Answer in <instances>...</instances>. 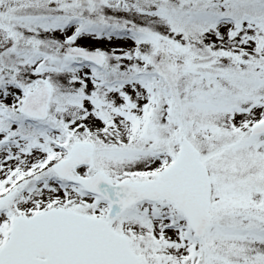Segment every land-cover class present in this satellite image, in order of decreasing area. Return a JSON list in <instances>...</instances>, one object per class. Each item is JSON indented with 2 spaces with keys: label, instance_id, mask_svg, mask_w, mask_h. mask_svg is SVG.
Returning a JSON list of instances; mask_svg holds the SVG:
<instances>
[{
  "label": "snow or ice",
  "instance_id": "6c2138e0",
  "mask_svg": "<svg viewBox=\"0 0 264 264\" xmlns=\"http://www.w3.org/2000/svg\"><path fill=\"white\" fill-rule=\"evenodd\" d=\"M0 264H264V0H0Z\"/></svg>",
  "mask_w": 264,
  "mask_h": 264
}]
</instances>
